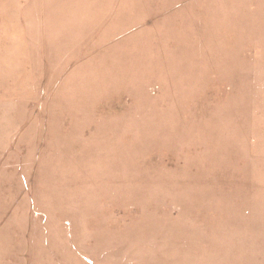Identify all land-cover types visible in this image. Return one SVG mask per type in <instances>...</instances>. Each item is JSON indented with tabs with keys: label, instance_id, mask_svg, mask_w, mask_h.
<instances>
[{
	"label": "rangeland",
	"instance_id": "1",
	"mask_svg": "<svg viewBox=\"0 0 264 264\" xmlns=\"http://www.w3.org/2000/svg\"><path fill=\"white\" fill-rule=\"evenodd\" d=\"M0 11V264H264V0Z\"/></svg>",
	"mask_w": 264,
	"mask_h": 264
},
{
	"label": "crops",
	"instance_id": "2",
	"mask_svg": "<svg viewBox=\"0 0 264 264\" xmlns=\"http://www.w3.org/2000/svg\"><path fill=\"white\" fill-rule=\"evenodd\" d=\"M5 12V11H4ZM10 14V15H9ZM20 12H16V11H8V12H5V13H3L2 11H0V17H13V18H19L20 17ZM20 27L23 29V25H22V22H21V20H15L14 21V24L12 25V29H20ZM24 30H25V28H24ZM6 34V33H5ZM7 34H9L8 32H7ZM10 34L11 35H16L17 36V34L16 33H14V31L13 32H10ZM23 37V36H22ZM21 37V38H22ZM4 39H5V36L3 35L2 36V39H1V37H0V45H2V43H4ZM10 43V42H9ZM11 43H15V44H19V41L18 42H15L14 41V39L13 38H11ZM14 44V45H15ZM1 48H3L2 46H1ZM0 48V49H1ZM3 50V49H2Z\"/></svg>",
	"mask_w": 264,
	"mask_h": 264
}]
</instances>
